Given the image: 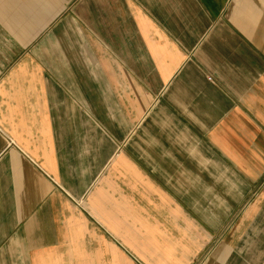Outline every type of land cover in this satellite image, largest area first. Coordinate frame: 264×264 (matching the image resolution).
I'll return each instance as SVG.
<instances>
[{"label": "crops", "instance_id": "1", "mask_svg": "<svg viewBox=\"0 0 264 264\" xmlns=\"http://www.w3.org/2000/svg\"><path fill=\"white\" fill-rule=\"evenodd\" d=\"M0 264H264V0H0Z\"/></svg>", "mask_w": 264, "mask_h": 264}]
</instances>
